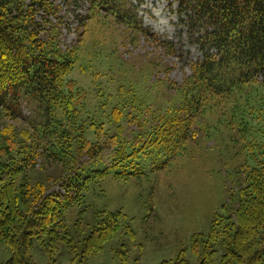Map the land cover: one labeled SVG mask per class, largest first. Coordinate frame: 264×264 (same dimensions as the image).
<instances>
[{"label":"trees","instance_id":"1","mask_svg":"<svg viewBox=\"0 0 264 264\" xmlns=\"http://www.w3.org/2000/svg\"><path fill=\"white\" fill-rule=\"evenodd\" d=\"M175 1L179 15L187 16L202 59L191 64L181 84L151 80L150 72L143 88L148 96L142 95L139 105L133 87L120 85L122 99L110 112L116 130L109 131L92 117L89 124L82 117L84 91L70 74L91 21L123 26L135 41L145 35L160 43L157 34L142 26L133 0H89L78 38L70 45L63 43L62 7L56 0H0V115L16 118L26 100L43 118L33 127L37 140L0 131V241L12 250L1 264H35L30 252L36 242L52 264L61 247L73 252L72 264H82L103 251L121 226L134 234L121 210H98L91 221L79 218L73 226L65 215L83 203L91 183L108 174L142 176V159L163 158L158 168L183 153L200 118L219 103L228 107L232 121L239 120L243 132L253 129L252 164L244 165V175L229 202L215 213L209 231L192 235L190 251L198 264H212L221 249L219 264H264V0ZM165 44L171 52L173 44ZM160 89L163 103L157 100ZM135 108L140 113L133 115ZM147 112V126L126 136L123 124L139 121ZM87 128L94 129L95 139L87 136ZM43 157L65 171L57 191L48 193L47 183L31 174ZM121 264H129L123 252ZM159 264L191 262L182 250Z\"/></svg>","mask_w":264,"mask_h":264},{"label":"rangeland","instance_id":"2","mask_svg":"<svg viewBox=\"0 0 264 264\" xmlns=\"http://www.w3.org/2000/svg\"><path fill=\"white\" fill-rule=\"evenodd\" d=\"M56 2L62 7L63 43L70 45L78 38L81 17L90 2ZM133 5L142 26L157 34L160 43L152 37L149 41L145 35L135 41L123 26H105L91 21L70 74L84 91L82 117H87V124L90 123L88 117H92L109 131L116 130L110 112L113 103L122 99L118 93L120 85L125 89L133 87L139 96L135 105H139L142 95L148 96L143 88L149 83L150 72L151 80L168 78L181 84L190 74L191 64L203 57L200 46L192 39L187 16L179 15L177 1L133 0ZM165 41L173 44L171 52ZM150 61L162 65L150 64ZM159 93L157 100L163 103L166 96L161 94V89ZM134 113L140 111L135 108ZM148 114H140L141 126L139 121H126L122 126L126 136L132 138L133 133L142 131L143 126H147L145 116ZM42 119L36 106L24 100L16 118L0 115V131L10 130L17 138L37 140L33 127ZM232 119L228 107L219 103L200 118L197 134L185 151L171 158L165 166L157 168L163 158L149 157L141 160L145 168L142 176L118 178L110 173L103 180L91 183L83 203L72 206L66 213V222L73 226L79 218L91 221L98 210H121L134 234L121 226L106 242L103 251L88 257L82 264H121L122 252L129 264H159L163 260H174L182 250L186 251L191 264H198L197 256L190 251L192 235L209 231L215 213L229 202L232 190L244 175V165L252 164L249 140L253 129L243 132L239 120ZM86 133L90 139H95L93 128H87ZM40 147L46 154L42 145ZM64 173L62 165L50 163L45 157L38 160L36 170L31 172L47 183L48 193L61 188L57 180ZM222 252V249L218 251L212 264H219ZM30 254L35 264H52L39 242L34 244ZM11 256L12 250L0 241V264ZM72 259L73 252L61 247L54 264H72Z\"/></svg>","mask_w":264,"mask_h":264}]
</instances>
